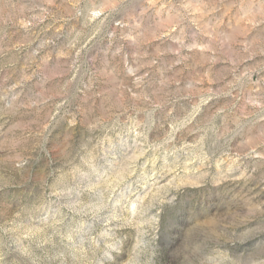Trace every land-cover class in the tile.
Returning <instances> with one entry per match:
<instances>
[{
	"label": "rangeland",
	"instance_id": "obj_1",
	"mask_svg": "<svg viewBox=\"0 0 264 264\" xmlns=\"http://www.w3.org/2000/svg\"><path fill=\"white\" fill-rule=\"evenodd\" d=\"M0 264H264V0H0Z\"/></svg>",
	"mask_w": 264,
	"mask_h": 264
}]
</instances>
